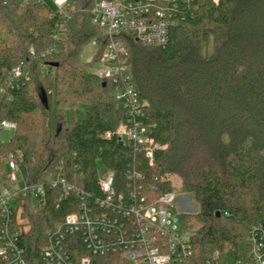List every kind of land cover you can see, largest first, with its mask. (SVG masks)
<instances>
[{"label": "trees", "instance_id": "1", "mask_svg": "<svg viewBox=\"0 0 264 264\" xmlns=\"http://www.w3.org/2000/svg\"><path fill=\"white\" fill-rule=\"evenodd\" d=\"M94 2L73 0L66 39L41 58L53 46L62 16L47 4L22 7L18 0H0V69L24 60L31 70L12 98L0 102V121L16 123L13 136L0 145V181L3 154L11 149L23 151L28 183L58 174L99 195L100 168L123 178L133 150L115 134L126 108L114 100L108 82L82 70L81 50L99 34L91 22ZM193 2L196 10L171 27L165 45L124 38L132 80L145 103L141 119L153 125V136L162 144L148 171L177 175L182 192L199 205L200 226L191 239L195 261L216 252L221 264H246L251 260L248 230L264 229V0ZM43 63L53 76L42 75ZM76 107L82 108L81 117L66 119L65 110ZM60 195L61 189L47 188L43 205L27 203L31 228L21 246L28 264H45L38 251L46 230L77 209L74 193ZM71 254L75 261L88 256L92 264H129L118 255H94L81 242L73 243Z\"/></svg>", "mask_w": 264, "mask_h": 264}, {"label": "built area", "instance_id": "2", "mask_svg": "<svg viewBox=\"0 0 264 264\" xmlns=\"http://www.w3.org/2000/svg\"><path fill=\"white\" fill-rule=\"evenodd\" d=\"M18 2L22 7L47 4L53 13L62 16L52 33L53 46L41 53V58L50 56L56 43L67 37L66 22L75 11L73 0ZM195 10L193 0H95L90 10L91 22L99 34L91 42L97 49L93 60L101 66L96 80L108 82L114 100L126 108L125 120L115 135L119 143L133 150L132 159L123 178L113 169L100 168L101 193L91 195L58 174H48L39 183H28L22 169L23 151L5 152V170L0 181V264H28L21 246L22 237L31 228L25 209L28 202L43 205L47 188L61 189L59 199L72 192L78 203L75 211L46 230V242L38 251L45 264H92L88 256L78 261L72 257L71 246L78 242L94 255H118L129 264H221L216 252L201 263L192 258L194 233H188L181 224L172 178L153 176L148 171L162 144L153 136V125L141 119L145 103L132 80L124 43L125 35H131L143 45H165L171 27ZM29 53L34 55L33 47ZM44 70H50L46 63L41 65V71ZM30 73V63L24 60L9 69H0V102L10 100L12 91L25 84ZM6 129L15 130L16 123L1 120L0 132ZM2 142L0 139V145ZM165 182L171 184V189L163 190ZM248 240L251 260L246 264H264L263 227L250 228Z\"/></svg>", "mask_w": 264, "mask_h": 264}, {"label": "rangeland", "instance_id": "3", "mask_svg": "<svg viewBox=\"0 0 264 264\" xmlns=\"http://www.w3.org/2000/svg\"><path fill=\"white\" fill-rule=\"evenodd\" d=\"M96 52V45L89 41L86 45H84L80 53V57L83 62V72L95 80L97 77L96 75L101 68V66L93 60ZM48 74L53 76L54 71L50 69L49 71L44 70L42 72V75ZM81 115V107L74 108L73 112L69 109L65 110L66 119H70L72 116H74V118H80ZM14 132V129H6L4 131H1L0 139L7 141L13 136ZM170 177L172 178L173 190L177 195L176 210L177 212H179L181 224L183 225L184 230H186L190 234H193L200 226V222L197 219L199 205L193 199V196L191 194L182 192L181 180L177 175H170Z\"/></svg>", "mask_w": 264, "mask_h": 264}, {"label": "water", "instance_id": "4", "mask_svg": "<svg viewBox=\"0 0 264 264\" xmlns=\"http://www.w3.org/2000/svg\"><path fill=\"white\" fill-rule=\"evenodd\" d=\"M52 66H56V64H51ZM104 84V83H103ZM41 101L42 103H44L45 105H47V97L45 93H42L41 95ZM102 163L99 162L98 167H101ZM216 216H220V211L216 212Z\"/></svg>", "mask_w": 264, "mask_h": 264}]
</instances>
